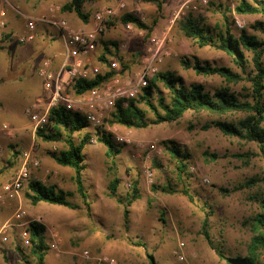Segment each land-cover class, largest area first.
Listing matches in <instances>:
<instances>
[{"label":"rangeland","instance_id":"374dc122","mask_svg":"<svg viewBox=\"0 0 264 264\" xmlns=\"http://www.w3.org/2000/svg\"><path fill=\"white\" fill-rule=\"evenodd\" d=\"M238 2L239 0H224V2L208 0L206 6H203L201 2L189 4L179 12L178 19L174 24L169 22L168 30L165 28L162 33L153 32L152 35L167 33L171 40L169 48L173 54L161 64L160 72H174L183 77L187 85L202 84L209 91L228 87L241 98L248 95L251 86L246 81L237 85H227L220 77H202L193 70H185L182 60L187 59L209 62L212 65L228 67L237 73H242L230 56L209 47L199 48L193 41L184 38L177 29V23L185 16L192 14L211 29L224 30L227 25L226 20H229L233 33L238 36L241 30L236 27L235 19L239 18L246 23L245 30L249 34L256 35L264 41V34L253 29L257 22L264 23V17L238 15L234 11ZM128 3L125 13H131L150 25L157 17V11L151 4L140 0H128ZM194 7H198L200 11H196ZM119 17L108 26L106 31L110 33L107 38L121 45V54L126 60H132L131 67L132 70H135L141 64L149 42L148 36L132 26H122L119 23ZM50 30L53 31L54 28L50 27ZM98 45L101 46L99 43ZM29 46L27 44L20 45L23 54L28 52ZM246 55L251 63L250 54L246 53ZM42 58L43 55L35 54L29 58H23V60L19 58L17 62V71L22 74L23 80L29 79L34 82L40 93L42 87L35 71ZM91 58L94 59V62H89L87 68L92 74L101 72L103 67L99 58L97 59L95 53L91 55ZM249 70H251V64ZM0 76H3L2 71H0ZM16 77L13 62L11 71L8 72L5 79L0 80V88H3V85L8 86L10 83L19 86V82L14 83L13 79ZM158 87L163 95L168 97V91L163 84L158 83ZM8 88L6 96L3 100L0 99V125L3 123L10 125L14 135L8 136L6 133L0 132V184L10 180L19 169L20 161L15 165L12 157L16 150L22 154L29 151L34 158L40 161L41 167L32 172L33 180L40 181L44 178L47 180L50 178L47 172L52 171L55 167V162L49 153L64 150L65 145L38 140L25 110L30 103L36 100L45 99L44 103H48V95L46 97L43 95H18L14 98L10 97L13 89ZM167 99L169 100V98ZM140 107L144 109L148 119H153V115L143 104ZM242 117V115L220 117L207 112H190L177 123L162 124L146 130L120 126L117 135L129 137L131 144L118 143L115 140L116 135L110 132L109 126L106 125V128L102 129L103 132L112 136L121 153L112 160L108 158L106 147L101 143H90L85 148L86 171L84 177L87 175L85 186L87 191L93 190L99 197L94 199V202H97L96 215L98 217L94 219L91 216L88 226L90 235L94 236L93 232H97L98 235L95 238V246L85 250L97 255L103 252V248L122 250L125 256H128L129 264H148L144 248L132 244L140 240L146 244L150 252L155 254L157 261L161 264H184L178 259L177 255L180 252L186 255L185 263L187 264H226L220 260L216 251L210 247L201 234L206 212L211 211L209 223L215 246L222 249L228 256L246 255L252 238L250 221L260 212L258 201L264 197V187L257 185L231 194L224 193L221 189L231 191L251 178L261 177L264 173V164L260 151L255 143H244L236 138L224 136L216 128L202 130L204 125L216 120L237 121ZM87 131L88 129L85 132L87 133ZM89 131L88 133L94 134L93 131ZM77 138L79 140V136ZM167 141L176 143L179 148L190 155L188 167L182 180L177 175L176 163L170 157L169 152L164 149L163 144ZM140 143H143L144 146L139 147ZM152 143L159 146L158 153H152L147 148ZM206 153L218 155L219 158L213 161L206 156ZM237 154L248 155L249 164L245 165L243 160L234 158V155ZM21 158L22 155L20 160ZM156 161L160 168H156L154 165ZM148 167L155 174L153 184L146 177L145 172ZM111 169L118 173L119 179L122 177L119 187L121 196L127 194L131 185L139 182L142 197L131 208L129 231L124 228L122 207L109 196L108 185L112 179ZM168 180L178 188L183 186L189 188L196 199V204L190 203L187 198L179 194H155L151 191L152 185L163 184ZM25 189L22 199L25 196ZM89 197L91 202L92 197ZM0 207L2 206L0 205ZM13 212L11 210L8 219L11 218ZM162 219L166 222H163ZM12 230L9 242L5 245L13 247L17 253V247H20L30 262L32 259L30 246L22 245L20 229ZM82 252L83 249L78 251L79 264H86L81 258ZM77 263L74 262V264Z\"/></svg>","mask_w":264,"mask_h":264},{"label":"trees","instance_id":"16d2710c","mask_svg":"<svg viewBox=\"0 0 264 264\" xmlns=\"http://www.w3.org/2000/svg\"><path fill=\"white\" fill-rule=\"evenodd\" d=\"M99 1L101 0H69L61 7V11L63 13H74L83 23L87 24L90 21L91 14L86 11V7ZM140 1L156 6L157 17L153 19L152 24L142 21L131 13L121 15L119 23L122 26H132L146 33L149 40L154 28L160 18H162V13L168 0ZM234 11L241 16L260 15L264 17V0H239ZM226 22L227 25H225L224 30L211 29L201 19L189 14L177 23V29L184 38L193 41L199 48L209 47L230 56L233 63L242 73H237L228 67L216 66L199 60L184 59L182 60V65L185 70H193L198 76L220 77L227 85H237L246 81L251 86L248 95L241 98L228 87L209 91L202 84L193 83L187 85L184 78L174 72H159L150 80L149 86L143 90L137 99L131 100L127 107H122L120 104L117 106L108 120V124L120 125L129 129L146 130L162 124L177 123L190 112H207L220 117L242 115L243 117L237 121H213L204 125L202 130L207 131L211 128H216L224 136L236 138L244 143H255L258 146L264 164V41L260 40L256 35L249 34L245 29L241 30L240 34L236 36L232 31L229 20H226ZM110 25L111 23L108 26ZM253 29L264 34V23L257 22ZM102 45L103 50L99 57V62L103 70L89 79L75 80L72 90L76 95H84L93 89L102 88L114 76H125L132 71V60L124 58L121 54V45L118 42L107 41L102 42ZM246 53L250 54L251 63ZM112 61L119 63L120 67L118 70H114L111 67ZM250 64L251 70H249ZM158 83L163 84L168 91V97L163 95ZM142 104L153 115V119L147 118L146 112L140 107ZM88 126L85 116L69 112L63 105H57L50 108L48 124L37 129L35 136L38 140L45 143H63L65 145L64 150L49 153V155L59 166L67 167L74 171L75 194L79 196L88 217L91 218V202L84 180L86 171L84 152L86 146L91 143V136L85 132ZM97 142L106 147L107 156L112 160L121 153V150L115 145L112 136L105 132L98 134ZM163 146L176 163L177 175L182 180L188 167L187 163L190 160L189 153L179 148L172 141L165 142ZM21 155L22 153L17 150L13 153L12 157L15 165L16 162L20 161ZM206 156L213 161L219 158L218 155L210 153H206ZM248 157L246 154L234 155V158L243 160L245 165L249 164ZM154 165L156 168H160L157 161L154 162ZM111 172L112 179L108 185L109 196L122 207L124 228L129 231L131 208L142 197L139 182L131 185L127 194L121 196L119 194L121 180L114 169H111ZM257 185L264 187V173L261 177L251 178L234 187L231 191L227 189H221V191L231 194ZM151 191L155 194H179L187 198L190 203L196 204V199L189 188L186 186L178 188L170 180L163 184L152 185ZM75 194L33 179L29 181L25 189V198L33 206L44 202L70 209H80L81 206L74 203ZM258 204L260 212L250 221L252 238L246 255L228 256L222 249L215 246L209 223L212 212H206L202 222L201 234L210 247L216 251L220 260L226 264H264V197L258 201ZM162 221L166 222L164 219ZM27 231L30 239V256L35 260L36 264H44L45 254L49 249L45 235L46 227L37 221H30ZM132 244L136 247L144 248L148 264H161L157 261L155 254L148 250L144 242L138 240ZM17 251L22 259L27 264H30L28 256L25 255L20 247H17Z\"/></svg>","mask_w":264,"mask_h":264},{"label":"built area","instance_id":"2783aa9c","mask_svg":"<svg viewBox=\"0 0 264 264\" xmlns=\"http://www.w3.org/2000/svg\"><path fill=\"white\" fill-rule=\"evenodd\" d=\"M6 5L11 6L9 0H0ZM114 4L98 10L92 15L93 28L90 30H76L65 19L55 16L60 13L58 7L50 8L51 15H43L39 18L26 17L27 32L20 38L21 43H31L35 40V31L38 23H46L57 28L61 33L64 42V61L59 69L53 68V62L46 59L38 69V77L42 80L43 89L49 94V102L44 105L41 100L30 103L25 113L30 119L33 131L42 128L48 124V113L50 108L57 105H63L66 110L72 113L82 114L88 121V131H93L91 143H97L98 134L103 132L102 129L109 126L110 132L116 135L115 140L120 144H131V139L127 136L117 135L120 125H110V119L117 106L127 107L131 100L137 99L143 90L149 86L150 80L160 72V66L164 60L172 56L169 48L171 40L167 33L163 35H151L147 48L141 60V64L129 75H116L111 78L102 88L89 91L84 95H76L72 86L77 79H89L94 74L87 68L90 57L96 52L99 39L105 34L109 23L125 13L128 8V0H113ZM203 6L208 5V0H202ZM200 11L198 7H194ZM179 13L174 16L171 24L178 19ZM235 25L238 29L246 28V23L239 18L235 19ZM130 27V26H128ZM5 23L0 22V43L3 41V30ZM111 67L114 70L119 69V63L112 61ZM1 130L8 136L12 135L10 127L2 125ZM96 132V133H95ZM144 144L140 143L139 147ZM150 152L158 153L159 146L155 143L148 145ZM41 167L40 161L34 158L29 151L22 154L20 166L16 174L8 181L0 184V205L5 208L13 209V215L6 222L0 221V249L2 245L9 242V229H20V238L23 246H30L29 233L27 226L29 220L24 207L19 205L22 200V194L29 181L32 180L34 169ZM147 180L153 184L154 171L148 167L146 169ZM18 203L15 209L14 203ZM53 248H56L53 246ZM178 259L181 263L187 264L186 255L183 252L178 253ZM81 258L86 264H120L116 258L103 254H94L85 250Z\"/></svg>","mask_w":264,"mask_h":264},{"label":"crops","instance_id":"0c3cea01","mask_svg":"<svg viewBox=\"0 0 264 264\" xmlns=\"http://www.w3.org/2000/svg\"><path fill=\"white\" fill-rule=\"evenodd\" d=\"M68 1L69 0H9L11 6L6 5L4 2H0V22L3 21L5 23L3 35L6 37L3 39L4 41L0 43V71H2L3 74V76H0V80L5 79L8 72L11 71V65L14 62V74H16L17 77L13 80L14 83L19 82L20 84L19 86L14 85L13 83H10L8 86L3 85V88H0V99L3 100L4 96H6V91L9 89L8 87L13 89L10 97L16 98L18 95H43V97H46L48 95L49 98V94L43 89L42 80L38 77V69L46 59H50L53 62L54 69H59L62 65L64 61L65 46L61 38V33L57 28L49 24L38 23L35 31V40L27 44L30 46L28 52L25 54L22 53V48L20 47V45L25 43H21L20 38L27 32L26 17L39 18L43 15H51L50 8L52 6L58 7L61 10V7ZM201 1L202 0H168L164 7L162 18L159 20L153 32L162 33L165 28L167 29V25L169 22L171 23L173 17L181 12L183 8H186L189 4L195 2L200 3ZM220 1L224 2V0ZM113 4V0H101L92 5H88L86 11L90 12L91 17L87 24L83 23L74 13H63L61 11L60 13H56L55 16L67 20L71 27L76 30H90L93 28V13ZM151 5L157 11L156 6L153 4ZM50 27H53L54 30L51 31ZM109 33V31H106L99 39L98 43L101 44V46L98 45L95 52L97 59L102 53L101 50H103L102 42L112 40L107 38ZM35 54L43 55V58L37 64L35 71L36 77L41 83V93L35 86L34 82L29 79L23 80L24 77L17 71V62L19 58L20 60H23V58H29ZM92 61L94 62V59L90 57L89 62ZM40 100L44 105L48 104L44 103L45 99ZM37 101L38 100L34 102ZM4 124L5 123L2 125ZM2 125H0V132H4L1 130ZM8 126L12 131L11 136H13L14 131L10 125ZM47 174L50 175V178L47 180L46 178L40 180L42 183L49 186H57L60 189L74 194L76 193V186L73 182L74 171H72V169L61 167L55 163L53 170H49ZM86 176L87 175H85L84 180ZM121 178L122 177H120V180H122ZM88 195L92 197V217L95 219L98 216L96 215L97 202H94V199L99 197L93 190H88ZM74 198V203L80 205V209H70L64 206L52 205L44 202L37 206H33L25 196L19 203V205L26 210L29 221H37L46 227L45 235L49 249L45 254L44 264H74L75 261L79 264V258H77L79 255L78 251L81 249L85 251V249L95 246V238L98 234L97 232H93L94 236L90 235L88 226L91 222V218L88 217L79 196L75 194ZM17 205L18 203L16 202L12 207L15 209L18 207ZM11 210L13 209L0 207V221L2 223L8 220ZM12 231V229L8 230L9 236ZM53 246L56 248H53ZM102 251L103 252H100V254L114 256L121 264H129L128 256H125L122 250H110L109 248L107 250L103 248ZM0 264L27 263L22 259L19 253L13 250V247L5 245L0 249ZM30 264H36L33 258L31 259Z\"/></svg>","mask_w":264,"mask_h":264}]
</instances>
